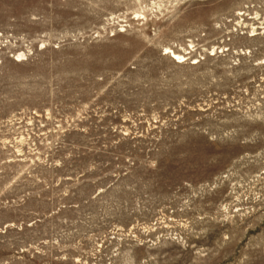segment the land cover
I'll return each mask as SVG.
<instances>
[{"label":"rangeland","instance_id":"obj_1","mask_svg":"<svg viewBox=\"0 0 264 264\" xmlns=\"http://www.w3.org/2000/svg\"><path fill=\"white\" fill-rule=\"evenodd\" d=\"M263 60L264 0H0V264H264Z\"/></svg>","mask_w":264,"mask_h":264},{"label":"bare ground","instance_id":"obj_2","mask_svg":"<svg viewBox=\"0 0 264 264\" xmlns=\"http://www.w3.org/2000/svg\"><path fill=\"white\" fill-rule=\"evenodd\" d=\"M173 55L175 56V58L182 59V57L180 55L176 54L175 52H173ZM263 62H264V60H263Z\"/></svg>","mask_w":264,"mask_h":264}]
</instances>
